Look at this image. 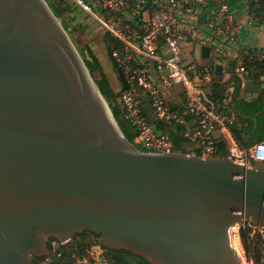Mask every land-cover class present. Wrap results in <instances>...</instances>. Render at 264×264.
I'll return each instance as SVG.
<instances>
[{"label":"water","instance_id":"1","mask_svg":"<svg viewBox=\"0 0 264 264\" xmlns=\"http://www.w3.org/2000/svg\"><path fill=\"white\" fill-rule=\"evenodd\" d=\"M242 89L264 94L253 79ZM242 221L264 230V161L139 149L46 0H0V264L51 259L52 242L86 231L149 264H241Z\"/></svg>","mask_w":264,"mask_h":264},{"label":"built area","instance_id":"2","mask_svg":"<svg viewBox=\"0 0 264 264\" xmlns=\"http://www.w3.org/2000/svg\"><path fill=\"white\" fill-rule=\"evenodd\" d=\"M78 1L122 44V52L115 50L112 54L129 83L128 88L121 90L120 103L125 119L137 131L136 142L141 150L157 154L183 152L175 146L169 131L157 130L142 113L143 105H148L157 121L195 144L188 154L226 158L246 167L264 161V140L244 148L231 130L235 114L229 109L219 110L210 97L206 87L210 67L185 59L186 44L198 42L202 28L210 30L216 41L212 44L203 40L202 44L212 46L219 58L227 55L222 41H234L238 34L228 0H94L98 9L84 0ZM219 38L221 42L217 43ZM244 56L248 62H261L264 73V49L257 54L246 51ZM234 67L233 76L242 81L248 78L250 72L242 59ZM174 86H180L183 92L181 110L165 95V90ZM225 104L229 107V95ZM214 131L226 141V153L219 149ZM247 225L252 227V235L260 234L264 239V230L244 221L231 228V239L237 254L252 264L241 239ZM106 252L102 245H94L91 258L79 264H109Z\"/></svg>","mask_w":264,"mask_h":264},{"label":"trees","instance_id":"3","mask_svg":"<svg viewBox=\"0 0 264 264\" xmlns=\"http://www.w3.org/2000/svg\"><path fill=\"white\" fill-rule=\"evenodd\" d=\"M47 1L49 2L54 14L63 20V13L67 10V8H63L62 3L50 2L49 0ZM246 1L249 3L250 16L258 24H264V0ZM104 41L106 48L114 61L115 67H117L118 65L116 64L112 54L115 50L122 52V44L109 34H106ZM263 49L264 48L258 49L251 47L247 48L246 51L251 54H257ZM88 56L89 58L86 60V66L89 69L91 76L94 77L95 83L97 84L102 96L105 98L109 107L111 108L115 120L119 124L126 138L131 143L135 144L139 149H141L142 147L136 142L137 131L135 127L132 126L124 117V110L120 103L121 91L119 94L115 92L107 75L102 70L98 56L89 47ZM242 57V61L245 62V65L250 72L248 78L256 80L259 84H262V80L260 79V77L264 74L261 71L262 63L248 62L247 57L244 55ZM237 63L238 62L234 63L235 66ZM210 70V77L212 78L209 86L206 85L209 95L217 103L219 110L227 111L229 109L235 114L236 120L234 124L231 125V130L239 143L244 148H249L255 143L264 140V113L258 116L257 127H255V122L252 119L245 118V116H254L258 111L264 110V94L257 95L255 98L251 99L243 97L242 99L238 100L242 85L241 79H235L236 77L233 76L230 80H223L220 76L216 75L214 69L210 67ZM96 71H99V77H95ZM231 86H235V91L233 94V101L229 104V107H227L225 104V99L229 95L228 91ZM121 87L124 88L122 81ZM235 103L237 108L236 110H234ZM181 109L182 108H178L177 110ZM142 113L146 115L144 110H142ZM155 127L159 131H169L175 146L183 152H187L185 150L184 143L190 142H187L181 136L180 132H177L174 128H167L166 125L161 121H156ZM217 145L223 153L227 152V144L225 141L217 143ZM90 236L96 237L97 240L90 244ZM242 239L245 243L248 257L253 259L255 264H264V239L262 236L260 234L252 235V227L247 225L246 228L242 229ZM97 244L102 245L100 237L91 231H86L84 233L78 234L72 239V241H69L65 244L58 243L50 260L46 261V258L35 257L34 264H79L80 261L91 258V249ZM109 251L110 250L106 252V255L109 259V264H149L146 260L138 256L131 258L130 256H121L119 252H116V256L114 257ZM120 257H122L124 261H120ZM130 258L133 260L132 262L128 261Z\"/></svg>","mask_w":264,"mask_h":264},{"label":"crops","instance_id":"4","mask_svg":"<svg viewBox=\"0 0 264 264\" xmlns=\"http://www.w3.org/2000/svg\"><path fill=\"white\" fill-rule=\"evenodd\" d=\"M84 1L89 4H92V1L90 2L88 0H84ZM228 5L230 10L235 16L236 23L238 24V34L234 41H231L229 43L227 41L224 42L222 41L221 46L223 47L224 45L227 54L224 58H219L215 54L212 46L210 45H207L211 49L209 58L203 57L202 48L203 46L206 45L202 44V41L203 40L211 41L212 44L216 42L215 36L212 34V32L204 28H202L199 34L198 42L188 43L185 46L186 62H195L199 65L209 66L214 70H215L214 66L216 64H221L223 65L224 68L223 74L221 76L223 80H230L233 77V75L231 73H228L227 70L231 66H235L234 64L235 62H238L239 60L242 59V56L246 53L247 48H251V47L258 49L264 48V24H258L257 22H255V20H251V16L249 14V9H250L249 3L246 0H228ZM216 40L217 43L221 42L220 38L219 40L218 39ZM211 78L212 77H210L207 80L206 82L207 86H209ZM260 79L262 80V84L260 85H262L264 88V74L260 77ZM243 82L241 85V91L238 100H240V98L242 99L243 97L251 99L259 95V94L244 92L242 89ZM234 91H235V86H231L229 88L230 103L233 101ZM166 92H170L172 94L171 95L172 100H168V101L172 103L175 102L176 103L175 108H181L183 105L184 96L180 86H174L172 88L166 89L165 95ZM217 140L218 143L225 141L222 140V137L218 138ZM184 147L186 151H189L191 147H195V144L184 143Z\"/></svg>","mask_w":264,"mask_h":264},{"label":"rangeland","instance_id":"5","mask_svg":"<svg viewBox=\"0 0 264 264\" xmlns=\"http://www.w3.org/2000/svg\"><path fill=\"white\" fill-rule=\"evenodd\" d=\"M49 1L62 3L63 8H67V10L63 13V20H61V22L63 26L65 25L64 28L66 29L68 35L70 36L75 47L77 48L81 58L84 60L86 64V60L89 58L88 47L92 49L94 53L98 56L102 66V70L107 75L111 83V86L113 87L115 92L119 94V92L122 90L121 79L115 67L114 61L110 56L105 45V41H104L105 36L106 34H108L105 31V29L102 28L101 25L97 22L91 11H88L85 8H83L78 0H49ZM88 1L89 2L92 1V6H95L98 9L97 4L94 0H88ZM46 2L49 4L47 0ZM91 77L95 81L94 77L93 76ZM95 77H99V71L95 72ZM171 95L172 94L170 92H166V96L168 100H172ZM96 240H97L96 237L93 236L89 237L90 244ZM57 244L58 243L52 242L51 244L52 248L55 249L57 247ZM243 244L247 256L245 243L243 242ZM237 255L239 257V261L241 264H251V260H245L239 254ZM48 260L50 259H46V261ZM252 264H255L253 259H252Z\"/></svg>","mask_w":264,"mask_h":264},{"label":"flooded vegetation","instance_id":"6","mask_svg":"<svg viewBox=\"0 0 264 264\" xmlns=\"http://www.w3.org/2000/svg\"><path fill=\"white\" fill-rule=\"evenodd\" d=\"M111 253L112 256H116V252H119L121 256H130L131 258L132 257H135V255H133L132 253L130 252H127V251H114V250H110L109 251ZM129 259L128 261L132 262L133 260L132 259ZM120 261H124V259L122 257H120Z\"/></svg>","mask_w":264,"mask_h":264},{"label":"bare ground","instance_id":"7","mask_svg":"<svg viewBox=\"0 0 264 264\" xmlns=\"http://www.w3.org/2000/svg\"><path fill=\"white\" fill-rule=\"evenodd\" d=\"M92 79H93V78H92ZM94 82H95V81H94ZM235 228H236V226L233 227V229H235Z\"/></svg>","mask_w":264,"mask_h":264}]
</instances>
